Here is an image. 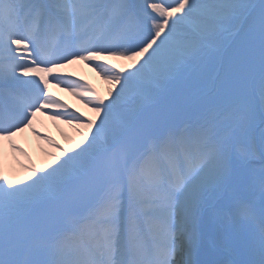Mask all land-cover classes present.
Segmentation results:
<instances>
[{"label": "snow or ice", "instance_id": "snow-or-ice-1", "mask_svg": "<svg viewBox=\"0 0 264 264\" xmlns=\"http://www.w3.org/2000/svg\"><path fill=\"white\" fill-rule=\"evenodd\" d=\"M0 264H264V0H0Z\"/></svg>", "mask_w": 264, "mask_h": 264}, {"label": "bare ground", "instance_id": "bare-ground-1", "mask_svg": "<svg viewBox=\"0 0 264 264\" xmlns=\"http://www.w3.org/2000/svg\"><path fill=\"white\" fill-rule=\"evenodd\" d=\"M79 69H80V65H75V66L70 67L66 71L73 72V71H78ZM96 79L99 82H101L98 77H96ZM96 85H97V83H96ZM100 85H101L102 88H107L108 87L107 84H104V83L100 84ZM54 88L59 90L60 92H62L64 94H66V95H70L68 92H66V91H64V90H62L60 88H56V87H54ZM73 99H74L75 104L78 106V108L81 111H83L84 113L90 112L89 109L86 108L79 100H77L75 97H73ZM43 124L44 125L48 124V130H49L50 127H54V129H57L58 132H60V133L63 132L64 134H67V136H69L71 138H76L75 130L71 126H69L67 124H63V123L57 124V123H54L53 121L47 119V117L41 116V117L38 118V122H37L36 127L44 129V127H43L44 125ZM26 132H27V130H26ZM21 137H19V138H21ZM43 157H44V155H43ZM45 160H46V157L44 158V162H45ZM15 174L19 175L20 177H22L23 176V171L18 166H15Z\"/></svg>", "mask_w": 264, "mask_h": 264}, {"label": "rangeland", "instance_id": "rangeland-1", "mask_svg": "<svg viewBox=\"0 0 264 264\" xmlns=\"http://www.w3.org/2000/svg\"><path fill=\"white\" fill-rule=\"evenodd\" d=\"M25 133H26V132H25ZM25 133H24V134H25ZM24 134H23V135H24ZM68 137H69V136H68ZM44 158H45V156H44Z\"/></svg>", "mask_w": 264, "mask_h": 264}]
</instances>
